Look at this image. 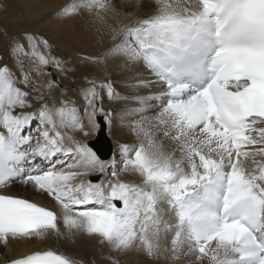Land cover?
Wrapping results in <instances>:
<instances>
[{
    "label": "snow or ice",
    "instance_id": "snow-or-ice-1",
    "mask_svg": "<svg viewBox=\"0 0 264 264\" xmlns=\"http://www.w3.org/2000/svg\"><path fill=\"white\" fill-rule=\"evenodd\" d=\"M152 3L144 16L143 0H129L132 11L72 0L56 13L115 21L113 43L80 61L104 73L110 63L142 68L147 75L128 86L148 95H125L110 75L93 74L81 107L52 77L49 69H75L47 38H9L14 63L0 56V189L18 181L56 207L0 192V245H49L7 264H86L60 246L83 238L107 264L130 253L169 264H264V0ZM105 98L136 106L106 111ZM98 113L135 137L120 145L119 171L84 139ZM93 174L98 181L86 179Z\"/></svg>",
    "mask_w": 264,
    "mask_h": 264
},
{
    "label": "bare ground",
    "instance_id": "bare-ground-1",
    "mask_svg": "<svg viewBox=\"0 0 264 264\" xmlns=\"http://www.w3.org/2000/svg\"><path fill=\"white\" fill-rule=\"evenodd\" d=\"M71 3L72 0H46L45 2L41 0L40 7H38L42 12L43 10H48L51 7L59 10V6L62 3ZM111 2L121 11H132L134 9L128 7L129 0H111ZM135 0H132L134 3ZM68 4V3H67ZM66 4V5H67ZM62 8V7H61ZM60 8V9H61ZM154 9V5L152 0H143V7L138 11V15L144 16L146 14H150ZM52 14L51 19H49L48 24L44 27L47 31V34L54 44L62 43L66 50L70 51L69 55H71L69 62V67L75 69V71L71 72L72 78L71 81L74 90L70 92L67 91L66 96L75 100L78 105L83 106V101L80 96V89L85 85L84 77L91 76L93 74L97 75L99 79H103L104 75H110L111 79L115 82V86L119 91H121L125 95H148L147 90H141L139 92H135L129 88V84L134 81L131 79L133 75L137 72L147 75L146 72L143 71L142 68L137 69L136 71L123 70L120 66L116 64H109L108 72H97L91 66L86 64H82L80 61V57L83 55H96L106 48H108L113 41L110 39L108 34L107 25L115 26V21L112 19H108L107 25H103L97 23L96 17L94 13L84 12L81 15H78L82 20L78 19V16H75L70 19L58 18L56 13ZM38 14V13H37ZM35 14V16H37ZM20 15V14H19ZM94 15V16H93ZM51 16V15H50ZM14 18V17H13ZM127 22V21H125ZM91 23V24H89ZM101 29L100 32L97 29ZM56 45V44H55ZM59 47V46H58ZM60 49V48H58ZM63 49H60V52ZM63 53V52H62ZM70 81V79H68ZM70 84V83H69ZM158 89H152V91H157ZM72 95L73 98H72ZM135 104L129 103H119V104H111L106 98L104 101V108L107 111L108 108H113L117 112H119L122 108L125 107H135ZM36 125L33 124L32 131L35 134ZM96 129L90 130V134L84 138L86 142L89 144V140L92 139L93 133ZM109 134L112 137L114 143V151L112 157L108 160L114 167L115 170L119 171L122 166V157L118 156L119 148L121 144H130L131 140L134 143V136L129 131L127 127H122L117 122L116 124L110 126L108 124L107 128ZM99 133V132H98ZM107 137V136H106ZM135 144V143H134ZM91 147V146H90ZM111 155V154H110ZM121 156V155H120ZM113 169L109 168L107 172V178H111V171ZM96 175V174H93ZM122 178H128L124 173H121ZM100 177V176H99ZM90 177L86 178L89 179ZM98 181V180H97ZM96 182V181H94ZM1 192L7 193L13 196H20L27 199H32L38 201L41 205L55 208V203L47 196H36L33 193V190L30 186H26L22 183L10 184L9 187L1 189ZM48 244H37L36 242H20V241H10L9 247L4 248L0 245V263H4L13 258L19 257L22 254L31 252L35 250L37 247H46ZM65 251L73 253L77 258L83 259L86 264H90L92 260L96 261V264H107V261L102 259L100 246L97 245L94 241L89 240L87 238H83L78 240L75 244L68 242H61L60 245ZM103 254H108V249L105 247L103 250ZM121 264H169L166 260L154 261L150 260L147 257L135 253H130L126 256H120Z\"/></svg>",
    "mask_w": 264,
    "mask_h": 264
},
{
    "label": "rangeland",
    "instance_id": "rangeland-1",
    "mask_svg": "<svg viewBox=\"0 0 264 264\" xmlns=\"http://www.w3.org/2000/svg\"><path fill=\"white\" fill-rule=\"evenodd\" d=\"M43 1L45 2L46 0ZM40 3L41 0H0V56H2L4 62L8 63L10 66L14 62L9 57V38L13 36H19L24 32L36 33L38 35L44 36L52 45L53 55H56L57 57L67 61L70 60V51L62 47V43H55V45L52 41H50L49 37H47V31L44 29V27L48 24L49 19L53 18L52 14H55L56 11H59L61 7L65 6L67 3L69 4V2L62 3L58 8L59 10L51 7L48 10H43V12L38 8L40 7ZM35 14H37V16H35ZM78 19L82 20L79 16ZM5 33L7 35H4ZM58 48L63 50L60 52V49ZM49 70L52 72V77L58 81L62 88L66 89L67 91L70 90V92L74 90V84L72 85L74 81H71V72L67 74H60L55 69ZM68 79H70V81H68ZM73 96L74 95H72V98ZM96 119L98 127L94 131L92 139L89 140V144L102 160L108 161L113 155L114 143L107 130L108 124L105 121L103 114L98 113ZM131 143H136L135 138L134 143L132 140L130 144ZM119 154L120 150L118 152V155ZM119 157L121 156L119 155L118 158ZM100 175L101 174H97V180L100 178ZM17 183L19 182L17 181L13 184Z\"/></svg>",
    "mask_w": 264,
    "mask_h": 264
}]
</instances>
